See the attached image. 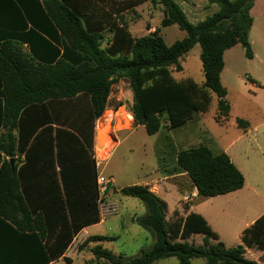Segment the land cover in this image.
Wrapping results in <instances>:
<instances>
[{
  "label": "trees",
  "instance_id": "16d2710c",
  "mask_svg": "<svg viewBox=\"0 0 264 264\" xmlns=\"http://www.w3.org/2000/svg\"><path fill=\"white\" fill-rule=\"evenodd\" d=\"M206 1L216 11L193 24L177 0H0V225L6 228L0 230V264H50L64 255L81 229L100 221L92 165L90 186L84 183V174L78 189L65 186L59 145L64 132L59 130L46 150L53 151L55 144L63 187L50 192H63L64 199L49 206L48 216H31L22 195V176L44 125L55 122L69 127L81 150H91L94 128L106 109L111 86L121 79L127 80L131 92L133 125L143 127L149 136L206 114L212 95L217 99L215 120H226L230 106L220 80L223 55L236 45L248 44L255 0ZM146 2L162 13L161 27L176 25L186 36L170 46L159 28L133 38L126 23L120 18V26L112 17ZM107 29L112 36L103 46ZM196 44L201 49L203 82L174 79L172 72L182 71L180 58ZM245 56L252 58L249 47ZM237 125L246 124L237 120ZM171 154L173 166L164 173L184 174L202 198L244 186L243 174L224 152L214 154L198 145ZM20 155L25 165L16 172L15 156ZM119 192L144 205L145 215L134 222L152 235L154 244L130 259L95 245L90 252L96 260L152 264L174 257L178 264H190L191 259H203L206 264H257L243 257L245 249L264 252V214L242 231L238 245L226 248L207 221L187 207L184 216L174 211V220L167 222L166 202L147 186L134 184ZM193 235L203 236L201 246L187 242ZM113 239L89 236L82 246ZM63 261L71 264L66 257Z\"/></svg>",
  "mask_w": 264,
  "mask_h": 264
},
{
  "label": "rangeland",
  "instance_id": "374dc122",
  "mask_svg": "<svg viewBox=\"0 0 264 264\" xmlns=\"http://www.w3.org/2000/svg\"><path fill=\"white\" fill-rule=\"evenodd\" d=\"M207 5L208 9L212 8L211 5ZM216 9L214 5V9L210 10L206 17ZM186 13L189 16L188 20L194 24V19L187 9ZM159 18H162V13L157 6H152L150 3L126 15L127 22L131 23L130 26L134 31V37L147 35L148 27L159 28V35L167 46L186 36V33L179 30L176 25L161 27L158 22ZM252 19L253 24L247 45L254 54V58L249 59L245 56L244 45H237L224 53V68L220 74V80L226 89L225 99L230 106L227 119L221 123L215 120L217 99L214 95H212L209 111L201 117L202 127L207 129L211 138L200 135L201 138L198 137L186 143L184 141V130L186 129L169 131L164 128L160 133L149 136L143 127H140L127 135L126 139L115 148V142L110 135L113 132L118 134L117 131L127 127V125L118 123L119 119L125 115V110L117 107L105 109L96 122V126L97 130L101 129L100 132L103 131L105 125L107 126L103 134L108 135L111 145L108 150L113 148V151L107 160L103 175L113 178L114 181L108 187L102 210L107 207L113 208V211L108 213L102 223L88 229L86 235L114 239L82 246L85 239L76 238L66 254V258L72 264H107L103 260L93 258L90 249L95 245L111 251L115 256L130 259L138 256L141 250L150 249L154 244L152 235L134 222L135 218L145 215L144 205L136 198L122 195L119 192L122 187L142 182L147 183L148 187L155 184L165 187L168 192L167 222L174 220V211H177L179 216H184L186 206L200 205L201 201L197 199L189 203H179V195L170 188L174 183L178 190H186L187 194H190L192 189L186 176L163 179L164 170L173 166L171 153L181 149L207 145L215 154L226 148L236 153L237 158L233 157V159L244 176L243 189L230 197L217 196L204 203V207L214 213L213 216H220L216 223L221 235L220 241L226 248L235 247L240 243L241 231L239 229L244 222L249 221L256 214H264V0H260L255 7ZM200 52V46L196 44L182 56L180 58L182 71H173V78L176 80L191 79L201 84L203 74ZM120 91L123 93L122 100L127 104L125 108L127 109L131 101L127 80L121 79L112 86V95ZM237 120H242L246 125L238 126ZM104 121H106L105 125ZM190 130H192L191 127ZM245 131L248 132L245 133ZM102 145L103 143L101 147ZM101 147L97 150H102ZM202 238V235H193L187 239V242L201 246ZM210 243L215 244V241L211 240ZM243 257L257 264H264L263 251L245 249ZM56 264L65 263L59 261ZM152 264H178V261L172 257L160 259ZM190 264H206V262L203 259H191Z\"/></svg>",
  "mask_w": 264,
  "mask_h": 264
},
{
  "label": "crops",
  "instance_id": "0c3cea01",
  "mask_svg": "<svg viewBox=\"0 0 264 264\" xmlns=\"http://www.w3.org/2000/svg\"><path fill=\"white\" fill-rule=\"evenodd\" d=\"M177 2L180 5L183 12L185 13V15L187 16V18L189 16L186 13V9L189 13H191L192 18L194 19V24L203 20L206 17V14L210 10L214 9V5H211L212 8L208 9V5H207L208 3L206 0H177ZM259 2H260V0L254 1L253 7L250 10V16L251 17H252V14L254 12L255 7L257 6V4ZM148 4H149V2H146L142 5L135 7L131 11H138L142 6L148 5ZM128 12H130V11L112 14V17L114 18L116 23H118L120 26H121V24H120L119 20L121 18L126 23L127 30L133 38L142 37V36H136V37L133 36L134 31L132 30V28L130 26L131 23H128L127 19H126V15L128 14ZM160 20H161V18H159V20H158L159 23H160ZM252 24H253V19H252ZM154 29H157V28L148 27V31H147L148 34L152 33L154 31ZM251 29H252V26H251L250 31L248 33V38H249V35L251 32ZM111 36H112L111 32L107 29L104 32L103 46H106L107 44H109L108 42H109ZM236 46H234V47H236ZM234 47H232V48H234ZM253 58H254V54L252 53L251 59H253ZM223 59H224V55H223ZM112 86H111V90H112ZM122 97H123V93L121 91L119 93H116L115 95H112V93L110 92V95H109L108 101H107V105H106V109L107 108L109 109L110 107H117V108H123L125 110L124 111L125 118H123L124 116H122L121 119H124L126 121L127 127L124 130L117 131L118 134L116 132H113V134L110 135V137H112V139L115 142V145H116L115 148L118 145H120L126 139L127 135H130L135 130H137L141 127V126L134 127L133 119L129 113V108L125 109L127 104L123 102ZM110 99H112V100H110ZM128 116H129V118H128ZM201 117H202V115H196L193 117L192 120L186 122L184 125L177 128V129H186V130H184L185 131L184 141L186 143H189V142L196 140L198 137H200V135L203 137L206 136L208 138H211V134L207 131V129H203V127H202V121H201L202 118ZM105 124H106V121H104V125ZM99 126H101V125H99ZM190 127L192 130H190ZM97 129L98 128L95 125L94 135H93V140H92V149L89 151L88 150L83 151V150H81V146L78 143H76L73 140V138L70 136L71 134H75L71 131L72 129H70L69 127H66L64 125H59V124H56L55 122H52L50 124H46L43 127H41V129H39L38 134H37L35 139H34V137H32V140L34 139V142L32 144L33 150H32V154L30 157V159H31L30 163L31 164L29 163V164H27V166L24 167V165H25L24 155L15 156V160H17L16 172L20 171V169H22L24 167L23 176H22L23 181H22V187L21 188H22V195H23L24 199L26 200V202L30 205V210H32V212H33V213L31 212L32 213L31 216H35L38 214L40 216H48L49 206L52 205L53 203H59L58 201L63 202V199H64L63 192H62V194H59L58 192H56V193L50 192V189H52V188H55V189L60 188L62 190V187H63L62 179H61V175H60V172H61V168L59 165L60 161L57 162V159H56L55 144L53 143V151L50 149L46 150V148L49 146L51 140H53L54 138L56 140V132L58 130L64 132V134L59 135V140L61 141L59 143V145L61 146V149H60V152L62 153L61 163L63 164V173H64L63 178H64L65 186L67 188L78 189L81 186V183H80V175L81 174H84V177H83L84 183H87L88 186H90V184H91L90 170H91V165H92V169H93V172L95 175V179L93 180L92 186L94 189L96 188V161H95V154L97 151L96 138H97L99 131L101 130V129H99V130H97ZM163 129L164 128H162L160 131H162ZM160 131L158 133H160ZM247 132L248 131H245V133H247ZM104 143L107 147L111 146L110 140H108V135H106V142H103V144ZM205 146H207V145H205ZM207 147H209V146H207ZM112 149H111L110 155L113 151ZM229 151H230V153H229ZM220 152H224L228 156L229 160L236 166V168L240 172H242L241 169L238 167V165L234 162L233 157L237 158L235 152L231 151V149H228V148L223 149V151H219L218 153H220ZM176 176H180V175L168 176L167 173H164L163 179L176 177ZM183 176H185V175L183 174ZM138 185H143V186L148 187L147 183H144V182H142L141 184H138ZM244 185H245V180H244ZM243 187L241 189H243ZM148 188L151 192H153L155 195H157L159 198H161L162 200H164L166 202L167 210H168V203H167V199H166L168 192L166 191V188L161 187L160 185H156V184L153 185L152 187H148ZM170 188L172 190H174L177 195H179V199H178L179 203H184L183 199L185 197H188V196H193L192 200L197 199V201L198 200L201 201L200 205H194L193 204V205L186 206L188 208V212H194V213L200 214L207 221V223L210 225L212 230L215 231L219 235V238L221 239V235L218 232L219 227H218V224L216 223V220L220 216H213L214 213H212L208 208L204 207V203H206L207 201H209L210 199H213L215 197L202 198V197L197 195V192L195 189H192L190 194H187L186 190H178L177 185L174 183L171 184ZM240 190H237V191L225 194V195H220L219 197L227 198V197H230L231 195H235V193H237ZM77 199H79L78 195H77ZM33 203H35L36 205H39L40 207H34ZM261 214L262 213L256 214L255 216H252L249 219V221L244 222L243 225L239 229V231H241L240 234L242 233V231L245 228L249 227L258 217H260ZM100 223H102L101 218H100L99 223L88 225V226L84 227L83 229H81L76 234L74 239L72 240L70 246L65 251L64 255L60 259H58V260H56L50 264H56L59 261H63V257H66V254H67L68 250L71 248V246L73 245L75 239L78 237H80L81 239H86L87 237H89V235H86V231L88 229L100 224ZM3 229L6 230L5 226L0 225V230H3ZM1 235L2 234L0 233V236ZM71 264H72V262H71Z\"/></svg>",
  "mask_w": 264,
  "mask_h": 264
},
{
  "label": "built area",
  "instance_id": "2783aa9c",
  "mask_svg": "<svg viewBox=\"0 0 264 264\" xmlns=\"http://www.w3.org/2000/svg\"><path fill=\"white\" fill-rule=\"evenodd\" d=\"M110 152H111V150H108L107 153L104 156H102V157L99 156L98 150L96 151V154H95L97 206H98V210H99V216H100V218L102 220L105 219V217L108 215V213L113 211V208L109 209L107 207H106L105 210H102L103 205H105L103 203V200L106 197L108 187L114 181L113 178L105 177L103 175V171H104L105 165L107 163V160H108V158L110 156ZM192 198H193V196L185 197L183 199L184 203H189L192 200Z\"/></svg>",
  "mask_w": 264,
  "mask_h": 264
},
{
  "label": "bare ground",
  "instance_id": "6f19581e",
  "mask_svg": "<svg viewBox=\"0 0 264 264\" xmlns=\"http://www.w3.org/2000/svg\"><path fill=\"white\" fill-rule=\"evenodd\" d=\"M123 118H125V116ZM128 118H129V116H128ZM118 123L121 125H126V121L124 119H119ZM106 128H107V126L105 125L103 128V131H106ZM103 131L102 132L99 131V133H98V140L101 144L103 142H106V134H103ZM103 145H102L103 147H101L102 150H98V154L100 157L104 156L107 153L108 148H109L105 145V143Z\"/></svg>",
  "mask_w": 264,
  "mask_h": 264
},
{
  "label": "water",
  "instance_id": "95a60500",
  "mask_svg": "<svg viewBox=\"0 0 264 264\" xmlns=\"http://www.w3.org/2000/svg\"><path fill=\"white\" fill-rule=\"evenodd\" d=\"M243 47H244V49H247L249 46L247 44H245ZM96 147L97 148L101 147V143L98 140V135H97V138H96ZM10 165L13 168V160H10Z\"/></svg>",
  "mask_w": 264,
  "mask_h": 264
}]
</instances>
